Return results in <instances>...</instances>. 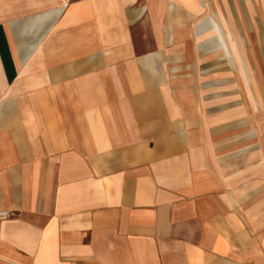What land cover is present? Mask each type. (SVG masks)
Instances as JSON below:
<instances>
[{"label": "crops", "instance_id": "crops-1", "mask_svg": "<svg viewBox=\"0 0 264 264\" xmlns=\"http://www.w3.org/2000/svg\"><path fill=\"white\" fill-rule=\"evenodd\" d=\"M212 1L0 0V264H264V0Z\"/></svg>", "mask_w": 264, "mask_h": 264}, {"label": "rangeland", "instance_id": "rangeland-1", "mask_svg": "<svg viewBox=\"0 0 264 264\" xmlns=\"http://www.w3.org/2000/svg\"><path fill=\"white\" fill-rule=\"evenodd\" d=\"M211 4V5H210ZM206 3L207 5V8H210L213 10V11H216L217 13H220V9L222 10V14H226L228 16L230 15H233V14H236L235 13V8L231 7L230 5H232L229 1L226 2V6H224L223 4H219L218 0H213L211 3ZM255 4H259V7H254V12L259 15V16H262L264 15V7H262V3L261 2H255ZM249 9V8H248ZM241 10V9H240ZM245 9H242L241 13L243 12L244 14V11ZM238 13H240V11L238 10ZM260 78H264V73H260Z\"/></svg>", "mask_w": 264, "mask_h": 264}]
</instances>
